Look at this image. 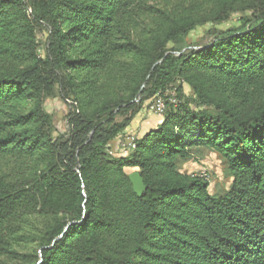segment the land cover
<instances>
[{
  "label": "trees",
  "instance_id": "16d2710c",
  "mask_svg": "<svg viewBox=\"0 0 264 264\" xmlns=\"http://www.w3.org/2000/svg\"><path fill=\"white\" fill-rule=\"evenodd\" d=\"M154 95L160 124L112 157ZM199 148L225 191L178 168ZM0 264H264V0H0Z\"/></svg>",
  "mask_w": 264,
  "mask_h": 264
},
{
  "label": "rangeland",
  "instance_id": "374dc122",
  "mask_svg": "<svg viewBox=\"0 0 264 264\" xmlns=\"http://www.w3.org/2000/svg\"><path fill=\"white\" fill-rule=\"evenodd\" d=\"M239 17L240 14H233L224 22L206 23L198 26L189 32L186 38V45L193 47L194 45L199 46L208 43L217 33L239 26ZM36 37L38 41V52L42 53L45 32L38 30ZM183 93L189 97L192 95L191 89L187 85H183ZM159 101L162 103L161 106H155ZM43 108L53 117L55 128L53 135L64 132L67 128L65 120V115L68 110L67 103L57 95H54L44 99ZM165 110L166 103L163 96L154 95L147 99L139 112L132 118L124 132L110 144V155L112 157L127 155L133 146L134 139L141 137L145 132L160 124ZM177 165L181 172L197 174L207 179L209 182L208 190L211 194H219L225 191L232 181L225 161L219 155L208 149L199 148L192 150L191 157L184 161H177ZM126 171L127 173H132L136 169L128 168Z\"/></svg>",
  "mask_w": 264,
  "mask_h": 264
},
{
  "label": "water",
  "instance_id": "95a60500",
  "mask_svg": "<svg viewBox=\"0 0 264 264\" xmlns=\"http://www.w3.org/2000/svg\"><path fill=\"white\" fill-rule=\"evenodd\" d=\"M128 178L129 181L131 182L134 193L137 194L138 196H141L145 190V186L140 174L137 171H134L128 174Z\"/></svg>",
  "mask_w": 264,
  "mask_h": 264
},
{
  "label": "built area",
  "instance_id": "2783aa9c",
  "mask_svg": "<svg viewBox=\"0 0 264 264\" xmlns=\"http://www.w3.org/2000/svg\"><path fill=\"white\" fill-rule=\"evenodd\" d=\"M161 102L159 101V102H157V104H155V106H158V105H160L161 106ZM159 107V106H158ZM160 109V108H159ZM160 110H162V109H160Z\"/></svg>",
  "mask_w": 264,
  "mask_h": 264
}]
</instances>
